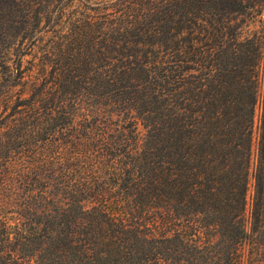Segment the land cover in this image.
Instances as JSON below:
<instances>
[{
    "label": "trees",
    "instance_id": "trees-1",
    "mask_svg": "<svg viewBox=\"0 0 264 264\" xmlns=\"http://www.w3.org/2000/svg\"><path fill=\"white\" fill-rule=\"evenodd\" d=\"M263 11L0 0V264H264Z\"/></svg>",
    "mask_w": 264,
    "mask_h": 264
},
{
    "label": "rangeland",
    "instance_id": "rangeland-1",
    "mask_svg": "<svg viewBox=\"0 0 264 264\" xmlns=\"http://www.w3.org/2000/svg\"><path fill=\"white\" fill-rule=\"evenodd\" d=\"M262 19H264V11H263V14H262ZM256 28L260 29V24H259V23H258V25L256 26ZM263 30H264V28H263ZM257 114H258V109L256 110V117H255L256 119H257ZM256 119H255V120H256ZM139 129H140V130L142 129L141 126H139ZM250 193H251V186H250L249 191H248V197H247L248 202H249Z\"/></svg>",
    "mask_w": 264,
    "mask_h": 264
}]
</instances>
